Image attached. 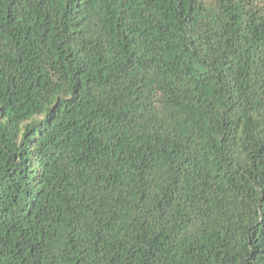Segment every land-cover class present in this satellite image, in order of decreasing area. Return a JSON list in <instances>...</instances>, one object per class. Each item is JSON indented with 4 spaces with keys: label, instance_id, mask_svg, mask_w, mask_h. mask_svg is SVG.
I'll return each instance as SVG.
<instances>
[{
    "label": "trees",
    "instance_id": "trees-1",
    "mask_svg": "<svg viewBox=\"0 0 264 264\" xmlns=\"http://www.w3.org/2000/svg\"><path fill=\"white\" fill-rule=\"evenodd\" d=\"M0 264H264V0H0Z\"/></svg>",
    "mask_w": 264,
    "mask_h": 264
}]
</instances>
